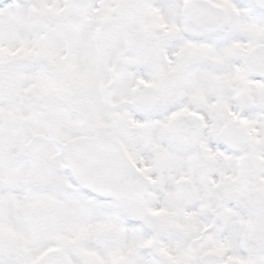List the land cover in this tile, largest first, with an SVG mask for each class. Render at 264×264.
Wrapping results in <instances>:
<instances>
[{
    "label": "snow or ice",
    "instance_id": "6c2138e0",
    "mask_svg": "<svg viewBox=\"0 0 264 264\" xmlns=\"http://www.w3.org/2000/svg\"><path fill=\"white\" fill-rule=\"evenodd\" d=\"M0 264H264V0H0Z\"/></svg>",
    "mask_w": 264,
    "mask_h": 264
}]
</instances>
